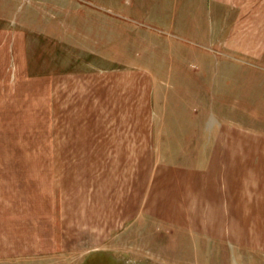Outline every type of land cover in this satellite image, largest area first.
I'll list each match as a JSON object with an SVG mask.
<instances>
[{"label": "rangeland", "instance_id": "obj_1", "mask_svg": "<svg viewBox=\"0 0 264 264\" xmlns=\"http://www.w3.org/2000/svg\"><path fill=\"white\" fill-rule=\"evenodd\" d=\"M0 264H264V0H0Z\"/></svg>", "mask_w": 264, "mask_h": 264}, {"label": "bare ground", "instance_id": "obj_2", "mask_svg": "<svg viewBox=\"0 0 264 264\" xmlns=\"http://www.w3.org/2000/svg\"><path fill=\"white\" fill-rule=\"evenodd\" d=\"M259 189H260V188H259ZM259 189H258V190H259ZM262 192H263V191H262ZM260 194H261V193H260ZM260 194H259V195H260ZM161 202H162V201H161Z\"/></svg>", "mask_w": 264, "mask_h": 264}]
</instances>
